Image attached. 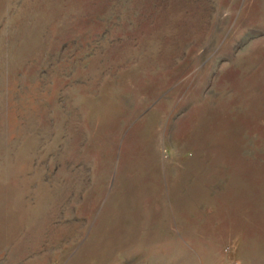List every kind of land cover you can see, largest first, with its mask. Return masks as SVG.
Segmentation results:
<instances>
[{
    "label": "rangeland",
    "instance_id": "1",
    "mask_svg": "<svg viewBox=\"0 0 264 264\" xmlns=\"http://www.w3.org/2000/svg\"><path fill=\"white\" fill-rule=\"evenodd\" d=\"M0 264H264V0H0Z\"/></svg>",
    "mask_w": 264,
    "mask_h": 264
},
{
    "label": "bare ground",
    "instance_id": "2",
    "mask_svg": "<svg viewBox=\"0 0 264 264\" xmlns=\"http://www.w3.org/2000/svg\"><path fill=\"white\" fill-rule=\"evenodd\" d=\"M157 156H158V158H159L161 161H164V162H165V158H164V155H163V151L157 153ZM156 158H157V157H156ZM161 164H163V163H161Z\"/></svg>",
    "mask_w": 264,
    "mask_h": 264
}]
</instances>
